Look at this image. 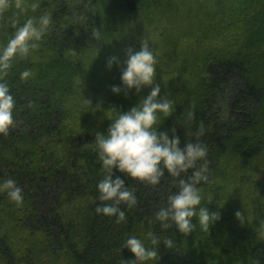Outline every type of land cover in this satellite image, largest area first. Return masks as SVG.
I'll return each mask as SVG.
<instances>
[{
	"label": "trees",
	"instance_id": "obj_1",
	"mask_svg": "<svg viewBox=\"0 0 264 264\" xmlns=\"http://www.w3.org/2000/svg\"><path fill=\"white\" fill-rule=\"evenodd\" d=\"M75 1L25 0L26 13L9 9L0 18V47L15 31L13 20L20 26L45 13L52 20L39 48L14 61L5 78L15 107L14 125L0 134V183L16 180L24 200L17 207L0 192V264H41L57 255L68 264H119L135 259L129 249L120 251L129 237L153 247L149 232L161 242L159 259L146 264H264V0ZM143 39L157 59L160 95L174 101L170 116L159 114L157 131L176 126L181 146L198 140L208 149L209 180L198 185V208L219 211L221 219L207 232L197 217L188 235L155 221L178 191L179 178L166 170L151 186L114 169L113 179H124L138 203L121 205L126 219L119 224L95 212L102 203L95 132H107L115 118L110 106L128 111L149 94L150 88L127 98L111 92L123 86L127 49L139 51ZM110 57L117 58L111 68ZM24 70L33 74L27 81L20 79ZM85 99L104 109L93 111ZM190 106L194 119L187 121ZM201 123L205 134L197 137ZM236 211L246 217L243 226ZM34 236L38 241L25 244ZM165 238L175 247H166Z\"/></svg>",
	"mask_w": 264,
	"mask_h": 264
},
{
	"label": "clouds",
	"instance_id": "obj_2",
	"mask_svg": "<svg viewBox=\"0 0 264 264\" xmlns=\"http://www.w3.org/2000/svg\"><path fill=\"white\" fill-rule=\"evenodd\" d=\"M19 10L17 14L26 13L28 5L25 0H0V18L10 8ZM35 11L40 7L38 2L30 5ZM52 24L50 13H45L38 19L29 17L23 25L18 20H13L14 33L9 38L7 45L0 47V134L7 136L9 129L14 125L13 110L15 101L10 95V89L5 78L17 59H26L33 50L39 48V43L48 32ZM94 39L99 40L101 31H92ZM116 57H110L108 67L111 68ZM126 67L121 74V86H112L111 92L121 94L127 98L134 89L139 95L143 89L150 88L149 94L142 96L138 103L128 111H121L115 106L107 110L115 115L107 132H95V150L102 164L101 175L97 189L98 200L102 202L95 208L97 214L107 217H116V223L124 222L125 211L121 205L129 209L138 203L135 194L125 186V180L115 176L114 169L123 173L126 177L141 183L156 186L161 178L167 173L178 179V191L169 195L166 206L160 207L155 213V221L160 222L162 229H169L173 225L180 233L188 235L196 229L192 218L197 217L201 231H209L210 227L221 219L219 211L209 212L206 207H199L201 194L198 185L209 180V169L207 157V146L198 140L187 142L181 146V139L177 135L176 126L168 131H157L159 114L168 117L172 114L174 101L167 95L161 96L160 84L156 81L157 59L150 47L149 41L143 39L139 51L127 49V59L124 61ZM31 70L20 73V79L27 81L32 76ZM92 107V102L85 99ZM29 107H33L30 102ZM190 106L184 115L187 121L194 119V111ZM93 111L104 109L101 103L93 108ZM205 134L203 123L195 133L197 137ZM192 170L191 176L182 178L183 174ZM0 192L6 193L7 197L17 207L23 205V192L17 185L16 180L8 178L0 183ZM211 202V200H209ZM198 209V210H197ZM235 218L243 226L246 217L241 211L235 212ZM153 221L149 220V224ZM153 247H146L145 243L131 236L126 239L120 248H127L134 254L135 259H121L119 264H146L148 261L158 260L157 247L161 240L152 232L148 233ZM166 247L172 249L175 243L171 238L162 240ZM255 264H259L256 261Z\"/></svg>",
	"mask_w": 264,
	"mask_h": 264
},
{
	"label": "rangeland",
	"instance_id": "obj_3",
	"mask_svg": "<svg viewBox=\"0 0 264 264\" xmlns=\"http://www.w3.org/2000/svg\"><path fill=\"white\" fill-rule=\"evenodd\" d=\"M180 1H184V0H180ZM75 4H78L79 2H78V0H76L75 2H74ZM201 5V1L200 0H190V5ZM241 8H240V5H238L237 7H236V10H240ZM10 10L11 11H13V12H16V14L19 12V10H17V9H15V7L13 6L12 8H10ZM85 14H87V12L85 13ZM73 21H75V18H74V20ZM80 21L81 22H83V19L82 18H80ZM16 129V127H14L13 128V130H15ZM18 130V129H17ZM23 129H19V131H17V133H21V131H22ZM28 241H26V243L25 244H27V243H29V242H31V244L34 242H36V241H38L37 240V237H28V239H27ZM164 253V252H163ZM165 254V253H164ZM64 258V257H63ZM62 258V256L61 255H57V258L56 259H52V258H49L48 257V259H46V260H42V262H41V264H68L67 263V261H66V259L64 258L63 259ZM36 264V263H35Z\"/></svg>",
	"mask_w": 264,
	"mask_h": 264
}]
</instances>
